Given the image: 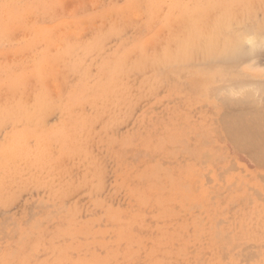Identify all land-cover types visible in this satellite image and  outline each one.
Returning a JSON list of instances; mask_svg holds the SVG:
<instances>
[{"label":"rangeland","instance_id":"rangeland-1","mask_svg":"<svg viewBox=\"0 0 264 264\" xmlns=\"http://www.w3.org/2000/svg\"><path fill=\"white\" fill-rule=\"evenodd\" d=\"M0 12V264H264V0Z\"/></svg>","mask_w":264,"mask_h":264},{"label":"bare ground","instance_id":"bare-ground-1","mask_svg":"<svg viewBox=\"0 0 264 264\" xmlns=\"http://www.w3.org/2000/svg\"><path fill=\"white\" fill-rule=\"evenodd\" d=\"M210 1H211V0H210ZM210 3H211V2H210ZM210 3H209V5H210ZM2 4H3V3H2ZM16 4H17V2H16ZM211 4H212V3H211ZM5 5H6V3H5ZM12 5H13V4H12ZM12 5H11V6H12ZM22 5H23V4H22ZM143 5H144V4H143ZM3 6H4V5H3ZM235 6H236V5H235ZM235 6H233V7H235ZM6 8H7V7H6ZM159 9H160V8H159ZM217 9H218V8H217ZM1 11H2V10H1ZM11 11H12V10H11ZM218 12H219V11H218ZM0 13H1V12H0ZM10 13H11V12H10ZM10 13H9V14H10ZM12 13H13V12H12ZM3 14H4V13H3ZM26 14H27V13H26ZM209 16H210V15H209ZM211 16H212V15H211ZM199 17H200V16H199ZM202 17H203V16H202ZM1 18H2V17H1ZM207 18H208V17H207ZM208 19H210V17H209ZM214 19H215V18H214ZM179 20H180V19H179ZM210 20H211V19H210ZM216 20L219 21L218 19H216ZM237 20H238V19H237ZM256 20H257V19H256ZM190 21H191V20H190ZM200 21H201V20H200ZM212 21H213V20H212ZM212 21H211V22H212ZM221 21H222V19H221ZM229 21H230V20H229ZM205 22H206V21H205ZM207 22H208V21H207ZM209 22H210V21H209ZM214 22H215V21H214ZM225 22H226V21H225ZM200 23H201V22H200ZM236 23H237V22H236ZM186 24H187V23H186ZM189 24H190V23H189ZM214 24H215V23H214ZM231 24H232V23H231ZM231 24H230V25H231ZM238 24H239V23H238ZM223 25H224V28L227 26V25L225 26V24H222V27H223ZM252 25H254V24H252ZM171 26H172V25H171ZM173 26H174V25H173ZM208 26H210V25H208ZM235 26H236V24H235ZM237 26H238V25H237ZM187 27H188V26H187ZM210 27H211V26H210ZM227 27H228V26H227ZM184 28H185V27H184ZM203 28H204V27H203ZM206 28H207V27H206ZM215 28H216V27H215ZM220 28H221V27H220ZM234 28H235V27H234ZM247 28H248V27H247ZM251 28H253V27L251 26ZM226 29H227V28H226ZM232 29H233V28H232ZM232 29H231V30H232ZM249 29H250V28H249ZM185 30H186V29H185ZM204 30H208V29H204ZM220 30H221V29H220ZM244 30H245V29H244ZM251 30H252V29H251ZM255 30H256V29H255ZM210 31H211V28H210ZM221 31H222V30H221ZM223 31H224V30H223ZM223 31H222L221 33H223ZM226 31H227V30H226ZM226 31H225V33L230 32V34H231V31H227V32H226ZM252 31H253V30H252ZM182 32H183V30H182ZM197 32H198V31H197ZM199 32H200V30H199ZM207 32H208V31H207ZM245 32H248V31H245ZM250 32H251V31H250ZM185 33H186V31H185ZM194 33H195V32H194ZM209 33H211V32H208V34H209ZM212 33H214V31H213ZM217 33H218V32H217ZM238 33H240V32H238ZM243 33H244V32H243ZM253 33H255V32H253ZM183 34H184V33H183ZM197 34H198V33H196L195 35H197ZM205 34H206V32H205ZM205 34H204V35H205ZM208 34H206V35H208ZM249 34H250V33H249ZM26 35H27V33H26ZM174 35H175V34H174ZM187 35H188V34H187ZM199 35H200V34H199ZM204 35H203V36H204ZM210 35H211V34H209V36H210ZM213 35H214V34H213ZM217 35H218V34H217ZM39 36H40V35H39ZM172 36H173V35H172ZM179 36H180V35H179ZM191 36H192V35H191ZM239 36H240V35H239ZM247 36H248V35H247ZM250 36H251V35H250ZM255 36H256V35H255ZM255 36H254V37H251V38H249V39H248V37H247V39H248V47L245 48V49H242L241 46H239V47L237 46V44H238L239 42H238L237 44L235 43L236 46H237V48H236L235 50H233L232 54H230V55L228 54V53H229V52H228L229 49H228L227 54H228L229 57H228L227 54H226V57H225V59H224L223 57L225 56V54H223L224 56H223V57L221 56V57L223 58V60H224V61L226 60L227 62H233V61H234V62H237L238 60H241V59H246V60H247V59H253L254 57H258V56H260L261 53H263L262 50H264V37L259 38V37H255ZM259 36H260V33H259ZM56 37H57V36H56ZM185 37H186V36H185ZM241 37H242V36H241ZM24 38H25V37H24ZM201 38H202V37H201ZM233 38H234V37H233ZM243 38H244V36H243ZM174 39H175V38H174ZM221 40H223V39H221ZM230 40H232V39H230ZM230 40H228V41H230ZM225 41H226V40H225ZM189 42H190V41H189ZM194 42H195V41H194ZM194 42H193V43H194ZM207 42H208V40H207ZM212 42H213V41H212ZM240 42H242V40H241ZM246 42H247V41H246ZM174 43H175V42H174ZM205 43H206V42H205ZM222 43H223V45H224V42H222ZM232 43L234 44L233 41H232ZM166 44H167V43H166ZM207 44H208V43H207ZM210 44H212V43H210ZM218 44H219V43H218ZM181 45H182V44H181ZM205 45H206V44H205ZM194 46H195V45H194ZM203 46H204V45H203ZM219 46H220V44H219ZM213 47H214V46H213ZM179 48H180V47H179ZM207 48H208V46H207ZM207 48H206V50H207ZM222 48H224V46H223ZM222 48H221V49H222ZM177 49H178V48H177ZM187 49H188V48H187ZM210 49L212 50V48H210ZM214 49H215V48H214ZM179 50H180V49H179ZM181 50H182V49H181ZM204 50H205V47H204ZM222 50H223V49H222ZM222 50H220V51H222ZM176 51H177V50H176ZM192 51H193V50H192ZM207 51H208V50H207ZM213 51L215 52V50H213ZM220 51H219V52H220ZM261 51H262V52H261ZM204 52H205V51H204ZM204 52H203V53H204ZM211 52H212V51H211ZM222 52H223V51H222ZM161 53H163V52L161 51ZM36 54H37V53H36ZM159 54H160V53H159ZM159 54H158V56H159ZM176 54H177V53H176ZM162 55H164V54H161L160 57H161ZM207 55H208V53H207ZM165 56H166V55H164V57H162L161 59H164ZM173 56H174V55H173ZM193 56H194V55H193ZM33 57H34V56H33ZM169 57H170V56H169ZM216 57H218V56H216ZM208 58H209V57H208ZM227 58H228V59H227ZM155 59L157 60V57H156ZM165 59H168V58H165ZM209 59H210V58H209ZM117 60H118V59H117ZM206 60H207V59H206ZM220 60H221V59H219L218 61H220ZM212 61H213V60L210 59V63H211ZM118 62H119V61H118ZM153 62H155V60H153ZM159 62H161V61L159 60ZM215 62H216V61H215ZM255 62H256V61H255ZM157 63H158V60H157ZM157 63H156V64H157ZM161 63H163V61H162ZM168 63H169V61H168ZM159 64H160V63H159ZM166 64H167V63H166ZM253 64H254V63H253ZM115 65H116V64H115ZM153 65H154V64H153ZM45 66H46V65H45ZM80 66H81V65H80ZM116 66H117V65H116ZM249 66H250V65H249ZM244 68H245V67H244ZM60 69H61V68H60ZM215 69H216V68H214V70H215ZM251 69L254 70V72L257 73V74H260L261 71H263V70H261V69L259 68V66L255 65V64H254V65H251ZM56 70H57V69H56ZM122 71H123V70H122ZM212 71H213V69H212ZM212 71H211V72H212ZM219 71H222V70H221V69H218V70H215L214 72H212L213 74H212V76H210V80H212V82H210L211 85H214L215 83L222 84L224 81H226L227 83H228V82H231V83H232V80H234V79L237 80L236 78L233 79V78L229 77V76H230L229 74H222V75H221V74L219 73ZM53 72H54V71H53ZM224 72H225V71H224ZM58 73H59V71H58ZM54 75H55V74H54ZM196 75H197V76H200V75H198V73H196ZM56 76H57V75H56ZM201 77H203V76H201ZM53 78H54V77H53ZM53 78H52V79H53ZM227 78H228V80H227ZM85 79H86V78H85ZM229 80H231V81H229ZM235 80H234V81H235ZM36 81H37V80H36ZM161 81H162V80H161ZM172 81H173V80H172ZM234 81H233V82H234ZM250 81H251V80H250ZM57 82H59V81H57ZM88 82H89V81H88ZM88 82H87V83H88ZM91 82H92V81H91ZM220 82H221V83H220ZM226 82H224V83H226ZM237 82H239V81H237ZM252 82H253V81H252ZM252 82H248V81H247L248 84H249V83H250L251 85L254 84V85H252V86H254V87L257 86V85L259 84V82H258L257 85H256V83H252ZM254 82H255V81H254ZM256 82H257V81H256ZM263 82H264V81H263ZM224 83H223V84H224ZM234 83H235V82H234ZM247 83H246V84H247ZM34 84H35V83H34ZM130 84H131V83H130ZM238 84H241V83H238ZM242 84H243V83H242ZM244 84H245V82H244ZM260 84H261V83H260ZM37 85H38V84H36V86H37ZM229 85L232 87L231 84H229ZM234 85H237V84L235 83V84H233V86H234ZM263 85H264V84L262 83V86H263ZM54 86H55V85H54ZM54 86H53V87H54ZM239 86H240V85H239ZM239 86L237 85V86H235V87H239ZM241 86H242V85H241ZM248 86H249V85H247V87H248ZM262 86H260V87L263 88ZM32 87H33V85H32ZM48 87H49V86H48ZM235 87H233V88L235 89ZM257 87H258V86H257ZM257 87H256V88H257ZM260 87H258V88H259V91H260ZM60 88H61V87H60ZM213 88H214V87H213ZM226 88H227V87H226ZM233 88H232V90H234ZM40 89H41V88H39V90H40ZM51 89H52V88H51ZM218 89H219V88H217V90H218ZM221 89H224V88L221 87ZM39 90H38V91H39ZM219 90H220V89H219ZM225 90H226V89H225ZM236 90H237V88H236ZM261 90H262V89H261ZM213 91H214V90H213ZM215 91H216V88H215ZM253 91H254V90H253ZM256 91H258V90H256ZM259 91H258V92H259ZM35 92H36V91H35ZM217 92H218V91H217ZM222 92H224V91H222ZM228 92H229V90H228ZM237 92H238V91H237ZM246 92H247V91H246ZM254 92H255V91H254ZM58 93H60V92H58ZM233 93H234V91H233ZM244 93H245V92H244ZM249 93H250V92H249ZM238 94H239V93H238ZM255 94H256V93H255ZM60 95H61V93H60ZM253 95H254V94H253ZM57 96H58V95H57ZM122 96H123V95H122ZM218 96H219V95H218ZM229 96H230V95H229ZM244 96L246 97V94H245ZM251 96H252V93H251ZM257 96H258V95H257ZM223 97H224V94H223ZM258 97H259V96H258ZM42 98H43V97H42ZM218 98H219V97H218ZM236 98H237V97H236ZM249 98H250V97H249ZM253 98H254V97H253ZM234 99H235V98H234V96H233V100H234ZM257 99H258V98H257ZM61 100H62V99H61ZM227 100H228V99H227ZM222 101H223V100H222ZM236 101H237V100H236ZM242 101H243V100H242ZM253 101H254V100H253ZM229 102H230V101H229ZM234 102H235V101H234ZM237 102H239V101H237ZM244 102H246V101H244ZM29 103H30V102H29ZM46 103H47V102H46ZM56 103H57V102H56ZM235 103H236V102H235ZM235 103H233V104H231V105H234ZM242 103H243V102H242ZM257 103H259V102L257 101ZM248 104H249V103H248ZM250 104H251V103H250ZM263 104H264V103H263ZM46 106H47V105H46ZM244 106H245V105H244ZM248 106H250V105H248ZM248 106H247V107H248ZM251 106H252V105H251ZM262 106H263V105H262ZM41 109H43V108H41ZM110 109H111V108H110ZM255 109H258V108L255 107ZM39 110H40V109H39ZM245 110H246V109H245ZM245 110H244V111H245ZM250 110H251V109H250ZM261 110H262V109H261ZM255 111H256V110H255ZM257 112H258V111H257ZM234 113H235V112H234ZM234 113H233V114H234ZM261 114H262V113H261ZM18 115H19V114H18ZM235 115H236V114H235ZM227 116H228V115H227ZM258 117H259V116H258ZM222 118H223V117H222ZM226 118L229 119V117H226ZM234 118H235V117L231 118V120H232V121H231L232 124H234L235 122L237 123V121H238V119H236L237 121H236V120L233 121ZM240 118H241V117H240ZM243 118H244V117H243ZM248 118H249V117H248ZM223 119H225V118H223ZM245 119H246V118H245ZM253 119H254V121L257 122V120H255L256 118H253ZM253 119H252V121H253ZM262 119H263V118H262ZM22 120H23V119H22ZM29 121H30V119H29ZM259 121H260V120H259ZM259 121H258V123L260 124L261 121H260V122H259ZM39 122H40V121H39ZM222 122H223V121H222ZM228 122H229V121H228ZM233 122H234V123H233ZM236 123H235V124H236ZM249 123H250V122H249ZM258 123H256V124H258ZM28 124H29V123H28ZM232 124L230 123V125H232ZM251 124H252V123H251ZM254 124H255V123H254ZM226 125H227V124H225V127H226ZM228 125H229V123H228ZM247 125H248V124H247ZM260 125H261V124H260ZM260 125L257 126L258 129L260 128V127H259ZM262 125H263V124H262ZM222 126H223V125H222ZM236 126H238V124H236ZM86 127H87V126H86ZM232 127H235V125H234V126L232 125V126H230L229 128H228V126H227V128H226L227 130H226L225 132H230V131H232V129H230V128H232ZM241 127H242V126H241ZM249 127H251V126H249ZM257 127H256V128H257ZM32 128H33V127H32ZM246 128H247V127H246ZM254 128H255V127H254ZM56 129H57V128H56ZM234 129H236V127H235ZM234 129H233V132H232L233 134H230V135L232 136L233 139H235V141H237L238 139H240V137H241L242 135H243V137L247 136V134L244 135V133H243L242 135H241V134L238 135L239 131H237V130H238L239 128L236 130L237 132H235ZM243 129H244V127H243ZM263 129H264V128H263ZM263 129H262V130H263ZM32 130H33V129H32ZM240 130H241V129H240ZM248 130H249V128H248ZM248 130H247V131H248ZM42 131H43V130H42ZM42 131H41V132H42ZM52 131H53V130H52ZM245 131H246V130H245ZM247 131H246L245 133H247ZM251 131H253V129H252ZM254 131H256V130H254ZM241 132H242V131H241ZM230 133H231V132H230ZM234 133H237V134L235 135ZM255 133H256V132H255ZM255 133H253V134H255ZM259 133H261V132H259ZM51 134L53 135V133H51ZM54 134H55V132H54ZM59 134H60V133H59ZM263 134H264V132H263ZM49 135H50V134H49ZM234 135H235V136H234ZM248 135H249V134H248ZM231 136H230V137H231ZM233 136H234V137H233ZM260 136H261V135H260ZM260 136H259V137H260ZM262 136L264 137V135H262ZM227 137H229V133H228V136H227ZM243 137H241L242 141H245V138H246V141H247L248 138H247V137L243 138ZM257 137H258V136H256V138H257ZM232 138H231V139H232ZM254 138H255V137H254ZM254 138H253V139H254ZM260 138H262V137H260ZM54 139H55V138H54ZM241 139H240L239 142H241ZM250 139H252V138H250ZM263 139H264V138H263ZM12 140H13V139H12ZM33 140H34V139H33ZM58 141H59V140H58ZM259 141H260V139H259ZM261 141H262V140H261ZM261 141H260V142H261ZM20 142H21V141H20ZM44 142H45V141H44ZM233 142H234V141H233ZM239 142L237 141V143H239ZM250 142H251V140L249 141V143H250ZM253 142H254V141H253ZM235 143H236V142H235ZM237 143H236V144H237ZM249 143H248V144H249ZM258 143H259V142H257L256 144H258ZM43 144H44V143H43ZM63 144H64V143H63ZM254 144H255V142H254ZM238 145H239V144H238ZM249 145H250V144H249ZM258 145H259V144H258ZM258 145H257V147H258ZM40 146H41V145H40ZM62 146H63V145H62ZM247 146H248V145H247ZM251 146H252V145H251ZM253 146H256V145H253ZM253 146H252V148H253ZM242 147H244V145H243ZM245 147H246V145H245ZM259 147H260V146H259ZM27 148H28V147H27ZM27 148H26V149H27ZM247 148H248V147H247ZM249 148H250V147H249ZM249 148H248V149H249ZM253 149H254V148H253ZM253 149H252V150H253ZM260 150H261V148H260ZM262 150H263V149H262ZM23 151H24V150H23ZM244 151H245V150H244ZM254 151H255V150H254ZM263 152H264V150H263ZM258 153H259V150H258ZM259 154H260V153H259ZM263 154H264V153H263ZM253 156H254V155H253ZM258 156H259V155H258ZM262 158H263V155H262ZM31 159H32V158H31ZM31 159H30V162H32ZM27 160H28V159H27ZM38 160H39V159H38ZM16 161H17V160H16ZM40 161H41V160H40ZM45 161H46V160H45ZM45 161H42V162H45ZM258 161H259V160H258ZM25 162H26V161H25ZM36 163H38V161H37ZM28 164H29V163H28ZM31 164H32V163H31ZM38 165H39V164H38ZM33 179H34V178H33Z\"/></svg>","mask_w":264,"mask_h":264},{"label":"crops","instance_id":"crops-1","mask_svg":"<svg viewBox=\"0 0 264 264\" xmlns=\"http://www.w3.org/2000/svg\"><path fill=\"white\" fill-rule=\"evenodd\" d=\"M257 66H259V65H257ZM259 68L262 70V68L259 66Z\"/></svg>","mask_w":264,"mask_h":264}]
</instances>
